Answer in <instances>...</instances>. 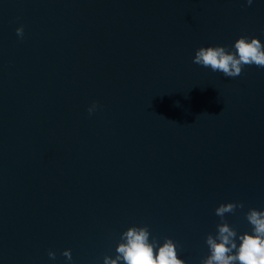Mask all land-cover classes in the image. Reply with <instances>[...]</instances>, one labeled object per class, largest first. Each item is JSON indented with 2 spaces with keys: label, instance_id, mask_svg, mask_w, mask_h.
<instances>
[{
  "label": "water",
  "instance_id": "water-1",
  "mask_svg": "<svg viewBox=\"0 0 264 264\" xmlns=\"http://www.w3.org/2000/svg\"><path fill=\"white\" fill-rule=\"evenodd\" d=\"M242 35L264 43V0H0V264H104L133 225L186 264L219 223L239 245L264 210V67L193 58Z\"/></svg>",
  "mask_w": 264,
  "mask_h": 264
},
{
  "label": "clouds",
  "instance_id": "clouds-1",
  "mask_svg": "<svg viewBox=\"0 0 264 264\" xmlns=\"http://www.w3.org/2000/svg\"><path fill=\"white\" fill-rule=\"evenodd\" d=\"M248 5L253 0H246ZM17 35L23 38L24 28L16 29ZM232 51L224 45L201 46L194 55L193 63L213 72L222 73L225 77H238L245 66L264 67V43L258 37L240 36L234 43ZM99 107L97 102L89 106V115ZM243 208V203L228 202L220 204L215 214L223 221L226 213ZM246 218L252 225L251 232L240 234L237 244V231L227 222L217 225L216 235L209 234L206 243L210 254L202 264H264V210L250 209ZM149 228L133 225L121 234L116 248L117 255L104 257V264H186L178 255L177 243L172 238H165L161 245L158 239H149ZM158 247V251H157ZM51 259L56 258L54 251L48 253ZM68 260L72 259L71 249L62 253Z\"/></svg>",
  "mask_w": 264,
  "mask_h": 264
}]
</instances>
